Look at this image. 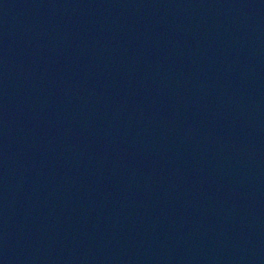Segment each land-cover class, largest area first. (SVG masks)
<instances>
[{
    "label": "water",
    "instance_id": "water-1",
    "mask_svg": "<svg viewBox=\"0 0 264 264\" xmlns=\"http://www.w3.org/2000/svg\"><path fill=\"white\" fill-rule=\"evenodd\" d=\"M0 264H264V0H0Z\"/></svg>",
    "mask_w": 264,
    "mask_h": 264
}]
</instances>
